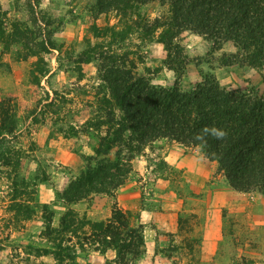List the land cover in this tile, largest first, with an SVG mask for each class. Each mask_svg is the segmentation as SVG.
<instances>
[{"label":"rangeland","instance_id":"rangeland-1","mask_svg":"<svg viewBox=\"0 0 264 264\" xmlns=\"http://www.w3.org/2000/svg\"><path fill=\"white\" fill-rule=\"evenodd\" d=\"M169 9L160 0L105 13L97 0H0L3 40L14 26L29 31L8 49L0 44V101L12 98L10 116L17 122L15 138H7L22 152L17 172L0 167V264H121L116 249L91 236L93 224L107 221L114 208L143 227L142 253L127 256L128 264H264V193L234 188L198 147L159 138L140 152L119 144L106 156L96 154L102 135L88 123L111 91L98 58L80 62L95 45L132 52L134 73L158 87L178 83L189 90L212 74L226 90L264 95V61L255 66L228 57L237 52L232 41L214 49L187 29L176 38L188 58L184 68L166 64L162 29L146 35L144 22L165 19ZM93 24L125 31V39L113 43L112 30L96 37ZM43 40L47 49L39 50L34 42ZM36 66L48 73L40 76ZM118 153L131 158L132 170L114 194L64 199L73 180ZM60 245L69 248L67 255L58 253Z\"/></svg>","mask_w":264,"mask_h":264},{"label":"trees","instance_id":"trees-1","mask_svg":"<svg viewBox=\"0 0 264 264\" xmlns=\"http://www.w3.org/2000/svg\"><path fill=\"white\" fill-rule=\"evenodd\" d=\"M150 1L153 0H97V10L105 13L114 8L125 12ZM160 1L169 5V15L163 20H145L144 31L146 35H155L162 29L158 41L165 45L166 64L174 70L184 68L188 59L176 42L177 36L187 29L211 40L214 49H220L227 41L234 42L237 52L227 56L236 61L244 59L255 66L264 61V0ZM114 29L92 25L94 36H108L112 30L113 43H118L117 38L122 42L125 31ZM27 32L28 29L14 26L8 40H3L5 32L0 33V44L8 49L12 42H22ZM34 43L40 45L39 50L47 49L44 40ZM90 48L81 53L80 62L89 63L98 58L100 76L111 91V99L104 97L97 119L88 123L89 128L95 127L102 135L97 155L106 156L119 144L130 152H140L148 143L168 138L185 146L198 147L208 159L217 161L234 188L264 193V95L226 90L212 74H207L189 90L181 89L178 83L172 88L158 87L147 77L134 73L132 52H116L107 45ZM36 69L40 76L48 73L44 66L39 69L36 66ZM11 99L0 101V167H11L17 172L22 159L21 148L10 145L7 138H15L17 131V122L9 111ZM206 126L222 129L226 136L215 139L205 135L202 130ZM127 132L130 133L128 138ZM101 160L97 167H90L70 183L64 193L66 201L79 202L92 193L114 194L124 184L132 170L131 158L124 161L118 153L116 160ZM93 225L92 238L104 247L116 249L121 264H128L130 254L142 253L143 227L134 226L127 211L114 208L107 221ZM68 249L60 245L58 253L63 254ZM58 256L63 262L64 257Z\"/></svg>","mask_w":264,"mask_h":264},{"label":"clouds","instance_id":"clouds-1","mask_svg":"<svg viewBox=\"0 0 264 264\" xmlns=\"http://www.w3.org/2000/svg\"><path fill=\"white\" fill-rule=\"evenodd\" d=\"M203 134L205 135H210L215 139H223L226 136V132L223 131L222 129H218L216 127H208L206 126L202 130ZM197 138H202L201 136H198Z\"/></svg>","mask_w":264,"mask_h":264},{"label":"crops","instance_id":"crops-1","mask_svg":"<svg viewBox=\"0 0 264 264\" xmlns=\"http://www.w3.org/2000/svg\"><path fill=\"white\" fill-rule=\"evenodd\" d=\"M126 191H127V189H126ZM134 193V192H133ZM121 196H122V194H121ZM121 196H119V200L121 199ZM131 208V207H130Z\"/></svg>","mask_w":264,"mask_h":264}]
</instances>
